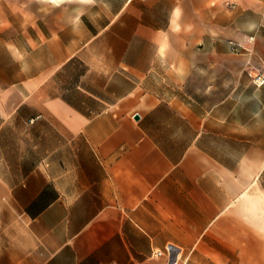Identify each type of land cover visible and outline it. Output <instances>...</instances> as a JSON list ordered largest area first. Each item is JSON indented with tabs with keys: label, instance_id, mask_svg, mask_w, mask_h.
Returning <instances> with one entry per match:
<instances>
[{
	"label": "crops",
	"instance_id": "1",
	"mask_svg": "<svg viewBox=\"0 0 264 264\" xmlns=\"http://www.w3.org/2000/svg\"><path fill=\"white\" fill-rule=\"evenodd\" d=\"M249 72L264 0H0V264H264Z\"/></svg>",
	"mask_w": 264,
	"mask_h": 264
},
{
	"label": "built area",
	"instance_id": "2",
	"mask_svg": "<svg viewBox=\"0 0 264 264\" xmlns=\"http://www.w3.org/2000/svg\"><path fill=\"white\" fill-rule=\"evenodd\" d=\"M254 40V36L251 35L249 37V41H253ZM236 47V46H234ZM249 75H251L253 77V80L255 83L257 84H263L264 83V74H256L253 76L252 73L249 72ZM163 254V251L162 250H157L155 252H153V256H161Z\"/></svg>",
	"mask_w": 264,
	"mask_h": 264
},
{
	"label": "water",
	"instance_id": "3",
	"mask_svg": "<svg viewBox=\"0 0 264 264\" xmlns=\"http://www.w3.org/2000/svg\"><path fill=\"white\" fill-rule=\"evenodd\" d=\"M136 117H138V116H136Z\"/></svg>",
	"mask_w": 264,
	"mask_h": 264
}]
</instances>
